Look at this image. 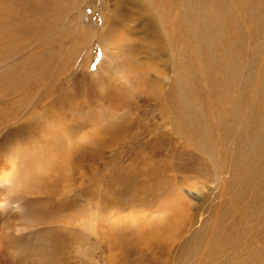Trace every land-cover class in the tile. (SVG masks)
<instances>
[{
	"label": "rangeland",
	"instance_id": "rangeland-1",
	"mask_svg": "<svg viewBox=\"0 0 264 264\" xmlns=\"http://www.w3.org/2000/svg\"><path fill=\"white\" fill-rule=\"evenodd\" d=\"M0 11V202L31 249L13 264H264V0Z\"/></svg>",
	"mask_w": 264,
	"mask_h": 264
},
{
	"label": "bare ground",
	"instance_id": "bare-ground-1",
	"mask_svg": "<svg viewBox=\"0 0 264 264\" xmlns=\"http://www.w3.org/2000/svg\"><path fill=\"white\" fill-rule=\"evenodd\" d=\"M57 1L63 7L71 6L72 8L75 7L76 5H78V3L80 2V0H57ZM81 1L84 2V0H81ZM151 1L156 2V0H151ZM1 24H3V22H1ZM78 25L83 30L87 29L86 28L87 26H85L83 23H80ZM5 52H6V50H5ZM6 87H7L6 91H10L11 89L15 88V84H13L12 82H8L6 84ZM6 91H4V92H6ZM1 93H3V92H1ZM43 122H45V124H46L45 126H46L47 130H49V131L50 130H55V131L60 130L59 124L56 120L50 121L48 118H44L42 116V114H37L33 117V126L39 125L40 123H43ZM54 150L59 152V153H62L65 151V147L63 145H61V143L58 142V143H56V148ZM0 170H1V167H0ZM5 184H6V180L0 177V192L3 193V195H4V192L6 193V191L3 190ZM28 185L31 188V191H33V179H31V181ZM37 186H39V185H37ZM28 189L29 188H27V190ZM23 211H24V206H23V204H21L19 202H14V203L0 202V264H13V262L18 258L20 253L22 254V252L27 253V252L31 251V249L26 247V244H24L25 242H23V241H27L26 238H24L26 235V233H25L26 229L23 228L24 226L22 227V223H21L22 219H23V215H24ZM80 220H82V219H80ZM89 223H88V225H89ZM81 227L83 228V231L86 234L87 233L92 234L96 231V229L94 231L95 226L92 227V225L91 226L82 225ZM28 230H29V228H28ZM28 240H29V238H28ZM29 245H30V241H29ZM42 259H43V257H42Z\"/></svg>",
	"mask_w": 264,
	"mask_h": 264
},
{
	"label": "snow or ice",
	"instance_id": "snow-or-ice-1",
	"mask_svg": "<svg viewBox=\"0 0 264 264\" xmlns=\"http://www.w3.org/2000/svg\"><path fill=\"white\" fill-rule=\"evenodd\" d=\"M92 67H93V68H95V67H96V65H95V64H93V65H92Z\"/></svg>",
	"mask_w": 264,
	"mask_h": 264
}]
</instances>
